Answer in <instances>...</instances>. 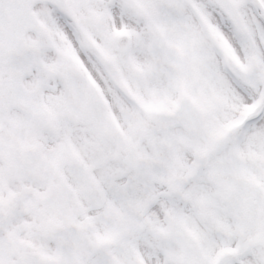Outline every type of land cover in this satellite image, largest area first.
I'll use <instances>...</instances> for the list:
<instances>
[{
    "label": "snow or ice",
    "instance_id": "1",
    "mask_svg": "<svg viewBox=\"0 0 264 264\" xmlns=\"http://www.w3.org/2000/svg\"><path fill=\"white\" fill-rule=\"evenodd\" d=\"M0 264H264V0H0Z\"/></svg>",
    "mask_w": 264,
    "mask_h": 264
}]
</instances>
